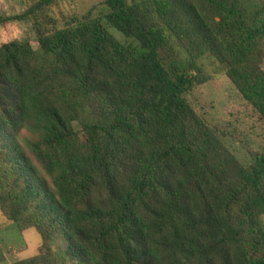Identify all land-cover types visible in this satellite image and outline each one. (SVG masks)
<instances>
[{
	"label": "trees",
	"instance_id": "trees-1",
	"mask_svg": "<svg viewBox=\"0 0 264 264\" xmlns=\"http://www.w3.org/2000/svg\"><path fill=\"white\" fill-rule=\"evenodd\" d=\"M104 6L138 48L0 11L36 35L0 46V212L41 238L13 264H264V149L243 166L186 99L211 57L264 122V0Z\"/></svg>",
	"mask_w": 264,
	"mask_h": 264
},
{
	"label": "rangeland",
	"instance_id": "rangeland-1",
	"mask_svg": "<svg viewBox=\"0 0 264 264\" xmlns=\"http://www.w3.org/2000/svg\"><path fill=\"white\" fill-rule=\"evenodd\" d=\"M127 1L131 4L141 0ZM104 2L105 0H0V11L4 16L13 18L39 5L36 14L38 20L42 21L43 17L53 19L58 28H64L75 19L86 17L99 19L122 44L138 48L136 41L124 37L107 24L104 19L107 14ZM12 22H19L27 27L28 31L23 41H29L34 45L36 35L33 19ZM181 57H185L184 53H181ZM198 66L209 81L196 86L186 95V99L210 127L226 132L223 139L225 147L240 164L246 166L251 162V152L260 153L264 149V122L241 97L211 57L200 59ZM40 244L41 238L34 229L21 232L0 212V245L6 264L35 257Z\"/></svg>",
	"mask_w": 264,
	"mask_h": 264
},
{
	"label": "clouds",
	"instance_id": "clouds-1",
	"mask_svg": "<svg viewBox=\"0 0 264 264\" xmlns=\"http://www.w3.org/2000/svg\"><path fill=\"white\" fill-rule=\"evenodd\" d=\"M27 31V27L19 22L0 25V46L22 42L26 38Z\"/></svg>",
	"mask_w": 264,
	"mask_h": 264
}]
</instances>
